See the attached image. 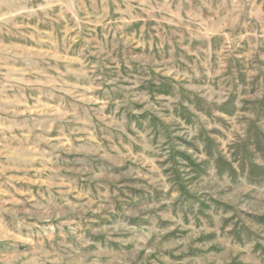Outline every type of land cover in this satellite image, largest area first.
Wrapping results in <instances>:
<instances>
[{"label": "rangeland", "instance_id": "374dc122", "mask_svg": "<svg viewBox=\"0 0 264 264\" xmlns=\"http://www.w3.org/2000/svg\"><path fill=\"white\" fill-rule=\"evenodd\" d=\"M0 264H264V0H0Z\"/></svg>", "mask_w": 264, "mask_h": 264}]
</instances>
